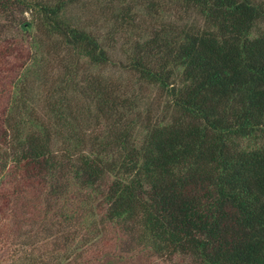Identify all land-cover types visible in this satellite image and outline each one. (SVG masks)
I'll use <instances>...</instances> for the list:
<instances>
[{
  "label": "trees",
  "instance_id": "trees-1",
  "mask_svg": "<svg viewBox=\"0 0 264 264\" xmlns=\"http://www.w3.org/2000/svg\"><path fill=\"white\" fill-rule=\"evenodd\" d=\"M84 1L0 0V28L16 33L0 52V243L21 197L27 220L82 221L70 246L93 230L120 251L264 264V0H91L159 24L126 51L125 87L68 17Z\"/></svg>",
  "mask_w": 264,
  "mask_h": 264
},
{
  "label": "rangeland",
  "instance_id": "rangeland-1",
  "mask_svg": "<svg viewBox=\"0 0 264 264\" xmlns=\"http://www.w3.org/2000/svg\"><path fill=\"white\" fill-rule=\"evenodd\" d=\"M144 12L141 8L136 23L129 25L126 21H121L122 18L112 7H100L88 0L74 7L68 15L74 23L91 29L104 42L105 47L109 49L112 63L104 67L101 73L115 84H120L121 87H125L132 80L131 74L120 67V65H127L126 51L134 45L135 41H146L151 35L150 32L155 27H159V24L146 18ZM179 16L178 9L168 6L164 18L167 22H177ZM26 19L30 20L31 15L27 14ZM15 35V30L9 32L8 27L0 28V52L5 50L6 53L4 43L16 41ZM59 62L60 57H56L53 60V66L56 67ZM14 205L12 214L8 212L1 217L2 227L7 233L5 239L7 246L2 245L1 241L0 264H190L177 258H158L146 248L137 247L131 240L124 243L125 246L120 251L115 248L118 244L116 234L109 235L108 232L98 240L100 235L93 234L92 230L91 237H78L70 246L66 244L67 238L71 239L70 236L73 234L81 233L82 221L67 225L56 223L55 226L51 223H42L38 216L27 220L23 217L22 198L19 197ZM18 227H24L20 234L30 230L31 235L27 236L24 233L18 238H11L14 228ZM90 239L97 240L88 248V252H85L86 256L81 250L85 241ZM107 255L112 257L109 261L106 258ZM88 260L89 263H87Z\"/></svg>",
  "mask_w": 264,
  "mask_h": 264
}]
</instances>
